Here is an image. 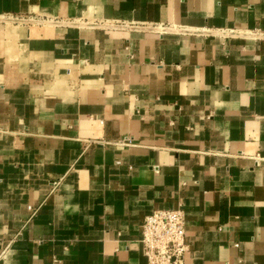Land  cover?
I'll use <instances>...</instances> for the list:
<instances>
[{"label":"crops","instance_id":"1","mask_svg":"<svg viewBox=\"0 0 264 264\" xmlns=\"http://www.w3.org/2000/svg\"><path fill=\"white\" fill-rule=\"evenodd\" d=\"M264 264V0H0V264Z\"/></svg>","mask_w":264,"mask_h":264},{"label":"built area","instance_id":"2","mask_svg":"<svg viewBox=\"0 0 264 264\" xmlns=\"http://www.w3.org/2000/svg\"><path fill=\"white\" fill-rule=\"evenodd\" d=\"M141 243L148 264H185L189 252L185 212L161 210L147 216Z\"/></svg>","mask_w":264,"mask_h":264}]
</instances>
